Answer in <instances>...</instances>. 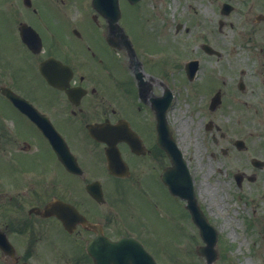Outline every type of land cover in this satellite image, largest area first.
I'll return each mask as SVG.
<instances>
[{"label":"flooded vegetation","instance_id":"af4514ba","mask_svg":"<svg viewBox=\"0 0 264 264\" xmlns=\"http://www.w3.org/2000/svg\"><path fill=\"white\" fill-rule=\"evenodd\" d=\"M50 1L55 15L47 18L37 0H0V230L5 242L0 246V264H93L86 244L96 232L77 223L74 231L69 232L57 220V216L63 215L70 226L76 222L75 210L100 224L103 233L111 239L131 234L145 247L158 251L166 231L195 229L188 215H185L186 225L180 222L181 200H175L176 196L169 202L180 203L169 204L164 208L167 214L159 215L166 201L161 175L170 164V158L157 141L159 136L165 139L166 135L163 122L159 124L157 120V107L163 109L165 104L150 97L165 96L166 88L173 95L172 83L175 82L170 78L172 75L168 76L166 57L142 59L143 68L159 75L162 85L151 83L141 97L127 65L124 64L128 72L121 63L115 75L109 67L102 66H106L107 61L117 64V57L96 61L93 54L99 47L95 35L87 33L81 25L84 18L91 19L70 18V5L77 0ZM176 1L171 10L144 5L141 35L159 44L160 41H176L183 31L187 32V26L182 29L178 24H195L197 11L190 5L179 7L180 1ZM208 3L211 10L207 18L202 19L201 37L210 45L212 38L221 41L223 47L214 46L215 51L202 52V55L215 56L218 60L226 56L221 64L226 72L225 77L220 74L222 83H226L230 78L227 74L236 66H240L242 75L255 69V113L260 118L259 108L264 104V0H210ZM28 15H32V19ZM22 22L38 32L40 49L33 51L22 42L19 35ZM76 29L80 31L78 35L73 33ZM134 31L130 27L129 32L135 37ZM135 47L139 51L138 42ZM141 47L149 52L159 49L148 42ZM171 47L176 56L179 46L172 44ZM17 48L22 61L16 60ZM234 51L235 55L245 56L244 61L235 60L231 56ZM49 57L72 67V76L68 78L72 98L64 90L48 84L40 74L39 65ZM176 63L182 69L177 70L178 77L183 75V82H189L185 63L179 59ZM51 66L63 70L56 73V77L64 82L66 69L57 63ZM97 66L111 74V82L101 79ZM238 82L242 91L245 90L244 78L238 77L236 84ZM179 83H182L180 79ZM21 84L29 89L20 88ZM3 88H10L27 99L38 115L36 121L12 104L1 93ZM217 91L221 102L219 99L220 104L213 106ZM230 92L218 86L209 93L204 92L207 113L211 115L221 109L223 99L237 103L235 91ZM44 97L49 101L45 102ZM171 108L172 102L165 110V118L173 130ZM210 121L218 136L226 139L229 127L224 131ZM41 126L57 132L59 139L55 140L62 147V158ZM134 137L139 144L133 142ZM263 146L264 141L259 153ZM113 149L120 166L116 174L108 170L107 164V153ZM219 149L228 160L230 146ZM254 157L248 159L251 165ZM242 159L247 160L245 155ZM123 164L128 170L125 176ZM263 166L264 162L259 168ZM243 177L246 181V172Z\"/></svg>","mask_w":264,"mask_h":264},{"label":"rangeland","instance_id":"374dc122","mask_svg":"<svg viewBox=\"0 0 264 264\" xmlns=\"http://www.w3.org/2000/svg\"><path fill=\"white\" fill-rule=\"evenodd\" d=\"M48 1L37 0V4L44 11L45 16L47 18H51L55 15V11L52 6L53 4L51 5ZM209 1L210 0H194V6L197 10V13L201 17V21L196 22L191 26L192 32L189 36L183 37L181 39L184 44H186L188 41L191 44L184 52H188L189 50L194 55L200 54L197 47L193 48V44L197 45L199 42L202 43V41L199 40V31L201 28L202 19L205 17L207 18V14H209V11L211 10V5L210 3H208ZM180 2L181 5H184L185 3H188L189 0H180ZM127 8L131 7L128 5L125 6V4L122 5L125 17H127L126 21H128V17H135L133 9ZM72 10L74 13L75 7H72ZM81 10L82 9L80 8V11ZM82 11L84 12V10ZM28 16L30 17V19H32V15ZM94 21V18H91V20L84 18L81 21V25L87 33L95 35L94 38L96 40L97 46L104 49L105 47L101 43H99V40L97 39V32ZM149 43L151 45H154L155 47L161 46L159 45L160 43H157L155 45V43H152L150 40ZM211 44L215 47H223V43L221 41H215L213 38L211 39ZM166 51L167 50H165V52ZM98 52L100 58L106 60L102 51L99 50ZM15 53V56L17 55L16 60L22 61V56L19 54V48H17V52ZM184 55L185 54H181L180 56L183 57ZM112 56L113 54L110 53V57ZM231 56L237 61H244V59L246 58L242 54L235 55V51L231 53ZM225 57L224 59L222 57L218 60L215 56H204L205 60L203 61V65H205L209 70H212V73L215 76H211L208 72L202 73L200 75V85H198L197 90L194 91V94H197L204 88L206 89V92L209 93L212 91V89H214L215 85H217L220 86L221 90L228 89L229 93H231L230 91L232 90L235 91V97H237L238 99L240 98L246 102V106L242 108L241 106H236L234 103L229 104L227 102H223L224 104L222 108L214 111V113H211L210 117L214 123H217L221 126L222 130L226 131V127H229L228 138L226 140L220 139V143L222 145L231 146V140L233 138L244 137L248 149L246 152H243L237 151L234 148H230V153L227 155L228 162L224 159V162L228 163L226 170L227 172H229V175H225L224 173L220 174L215 171L214 177L210 181H206V176L204 177L205 174H202L200 176L201 182L210 185L209 189L207 190L208 192L202 195L204 196V198L206 195L209 197V200L208 198L206 200L209 202L212 209V215L219 229V233L223 235L221 243H219V252H221L224 257L223 259L217 261V264H231L229 260H231L233 264H264V194L259 195L260 190L264 189V168L260 170L262 177H259L256 182H246L243 183L241 187L237 186L233 178V174L239 171L240 168L244 167V165L241 164V157L245 153L247 154V156L258 155L259 157H264V146L261 150L262 153H259V146L264 141V104H262L259 108V112L261 115V117L259 118L254 110L256 107L255 69L247 71V74L244 77L246 88L243 91L236 89V81L238 77H241V75L239 74L240 66H236L231 71H229V74L227 75H229L230 78L227 79V84H221L220 81L222 77H220V74H224V77L226 75V72L221 65L224 64ZM106 64L108 67H110L109 61H107ZM96 70L98 75L104 82H111L110 78L98 66L96 67ZM111 70L114 73H117L118 66L116 63L111 65ZM206 81L207 84L210 82L211 84L205 85ZM184 85L191 87V84L188 83ZM226 85L227 88H225ZM24 86V84H21L20 88L27 90L29 89L28 86ZM186 90H180L181 94L179 95V98H177V106L175 105V107L177 108L175 109L174 113L177 115V117L185 118V120H187V123L184 121L185 123L182 124V126L185 127V129L188 126V128L190 129L189 133H186L184 131L181 134L184 135V133H186V136L184 137V143L187 145L186 147L188 148V146L190 145L193 146L197 138L199 153H197L198 155L195 156V158L197 157L198 160V162L196 163L197 167H200L201 165L199 163L205 161V159H203V156L205 154V152L203 151V142L204 140H206V136H204L203 130L201 128L200 130H198V133H196V127L198 125L197 119L199 116L197 113L191 111L189 117L187 115V112L183 114L182 108L184 106H181L183 105L181 103L184 102L183 96ZM44 100L45 102H47L49 101V98L44 97ZM194 105L196 106L197 102L194 103ZM191 107L192 106H190V109ZM202 112L203 110H201V113ZM9 114L13 115L12 113ZM207 117H209V114L207 115ZM181 123H183L182 120ZM209 132L210 134L212 132L215 133V130L212 129ZM216 136L218 137V134H216ZM207 144L209 143L207 142ZM215 164V161H213V165L216 167ZM248 167L253 170V167L251 165H248ZM216 178H218V180H216ZM204 184L202 185V187L204 186ZM152 197L153 196H151L150 198ZM226 248L230 249V253L226 251ZM167 262L168 264H173L171 261Z\"/></svg>","mask_w":264,"mask_h":264},{"label":"water","instance_id":"95a60500","mask_svg":"<svg viewBox=\"0 0 264 264\" xmlns=\"http://www.w3.org/2000/svg\"><path fill=\"white\" fill-rule=\"evenodd\" d=\"M106 6L104 7L103 11L105 12L108 21L110 23V27L112 29L115 28V21L117 20L119 16V10H118V3L117 0H108L105 2ZM100 10H102L100 8ZM242 142L239 141L238 144H241ZM240 146V145H239ZM212 236L211 233L206 235V238Z\"/></svg>","mask_w":264,"mask_h":264}]
</instances>
